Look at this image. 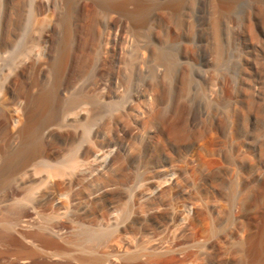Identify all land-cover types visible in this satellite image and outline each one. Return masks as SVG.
<instances>
[{"label": "rangeland", "instance_id": "374dc122", "mask_svg": "<svg viewBox=\"0 0 264 264\" xmlns=\"http://www.w3.org/2000/svg\"><path fill=\"white\" fill-rule=\"evenodd\" d=\"M0 264H264V0H0Z\"/></svg>", "mask_w": 264, "mask_h": 264}]
</instances>
